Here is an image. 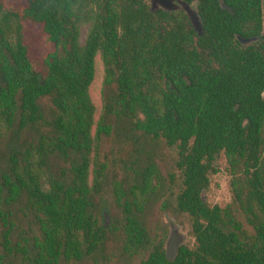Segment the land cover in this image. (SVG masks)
I'll return each instance as SVG.
<instances>
[{
  "label": "trees",
  "instance_id": "1",
  "mask_svg": "<svg viewBox=\"0 0 264 264\" xmlns=\"http://www.w3.org/2000/svg\"><path fill=\"white\" fill-rule=\"evenodd\" d=\"M184 1L202 35L145 0H0V264H264L262 0ZM110 137L140 154L119 181L102 159ZM160 145L176 154L167 174ZM221 168L231 200L210 205ZM164 211L193 237L172 262Z\"/></svg>",
  "mask_w": 264,
  "mask_h": 264
},
{
  "label": "rangeland",
  "instance_id": "2",
  "mask_svg": "<svg viewBox=\"0 0 264 264\" xmlns=\"http://www.w3.org/2000/svg\"><path fill=\"white\" fill-rule=\"evenodd\" d=\"M7 1L9 3L15 4L19 0H7ZM145 1L148 3L150 9V0H145ZM29 37L34 48L37 51L40 50L39 41L37 39L38 37L37 32L32 27L29 30ZM95 68H96V74H95V79L90 87V94L93 103L97 109V112H99V109L101 107V88H102L103 75H104L103 64L99 56L96 57ZM134 143L135 142L132 141L131 139H128L126 141L123 139L121 141H116L112 137L105 139L102 142V146H101L102 159L104 160V162L111 165L110 180L119 181L122 178H124L125 167L128 166L131 163V161H133L138 156H140V154L136 151V148L138 146L137 144ZM175 156L176 154L172 149H168L164 145H160L157 152V158H155V161L162 169V172L167 174L168 172L173 171ZM228 179L229 178L225 168L219 169V172L216 173L213 177H211L210 188L209 190L206 191V196H205L207 203H209L210 205H214V204L224 205L231 200L230 191L227 185ZM107 209L109 211V215L112 222L111 209L110 207ZM157 213L158 212L156 211L155 213H153L154 218L156 219H158ZM168 216L172 217L181 226V230L184 233V240L182 243L192 242L193 237L191 234V228L187 217L180 214H174L171 211H164L159 216L160 221L164 222V225L166 227V231H167L166 238L169 232V227L167 224ZM102 221H103V217H102ZM117 260L119 259L114 258V261ZM139 260H140V256L134 255L129 262L130 264H138ZM82 264H91V261L88 260L87 262Z\"/></svg>",
  "mask_w": 264,
  "mask_h": 264
},
{
  "label": "water",
  "instance_id": "3",
  "mask_svg": "<svg viewBox=\"0 0 264 264\" xmlns=\"http://www.w3.org/2000/svg\"><path fill=\"white\" fill-rule=\"evenodd\" d=\"M219 3L221 7L229 9L223 0H219ZM159 9L166 12L176 10L184 11L198 35L202 34V25L192 3H188L184 0H150V10L157 11ZM238 39L242 43H245L255 38L250 39L238 36ZM261 98L264 100V90L261 92ZM247 121L248 120L245 119L242 125L244 126ZM201 196L202 201L206 202V190L202 191ZM167 224L169 227V232L165 240V256L168 261L172 262L175 260L179 248L184 240V233L181 230V226L170 216L167 217ZM102 225L104 227H109L111 225V218L108 209L103 210Z\"/></svg>",
  "mask_w": 264,
  "mask_h": 264
},
{
  "label": "flooded vegetation",
  "instance_id": "4",
  "mask_svg": "<svg viewBox=\"0 0 264 264\" xmlns=\"http://www.w3.org/2000/svg\"><path fill=\"white\" fill-rule=\"evenodd\" d=\"M193 5H194V8H195V11H196V13H197V8H196V5L194 4V3H192ZM263 8H264V0H262V10H263ZM177 12H182V13H184V15L187 17V15H186V13L184 12V11H182V10H176ZM263 13H264V11H263ZM197 15H198V13H197ZM199 17V16H198ZM188 18V17H187ZM189 20V19H188ZM199 20H200V18H199ZM200 22H201V20H200ZM189 23H190V25L192 26V24H191V22H190V20H189ZM201 25H202V22H201ZM192 28H193V26H192ZM193 30H194V32L198 35V33L196 32V30L193 28ZM202 34H203V25H202ZM201 34V35H202ZM237 37V39H238V35L236 36ZM241 37V36H240ZM252 38H255V37H251L250 39H252ZM239 40V39H238ZM252 40H256V38L255 39H252ZM252 40H250V41H252ZM240 41V40H239ZM250 41H248V42H250ZM241 42V41H240ZM248 42H245V43H248ZM242 43V42H241ZM245 43H243V44H245ZM214 165L216 166V167H218L219 166V158H218V154H216L215 155V161H214Z\"/></svg>",
  "mask_w": 264,
  "mask_h": 264
}]
</instances>
